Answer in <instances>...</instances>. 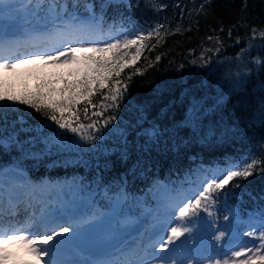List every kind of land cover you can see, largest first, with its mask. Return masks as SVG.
Listing matches in <instances>:
<instances>
[{
    "label": "trees",
    "instance_id": "1",
    "mask_svg": "<svg viewBox=\"0 0 264 264\" xmlns=\"http://www.w3.org/2000/svg\"><path fill=\"white\" fill-rule=\"evenodd\" d=\"M73 2L67 0L69 11L81 17L89 14L86 4L92 5L97 16L103 13L106 37L136 29L147 35L157 25L162 27L159 35L153 32L143 41L140 57L129 62L119 78L109 81L111 87L119 79L122 94L116 102L103 101L118 107H110L102 117H91L100 121L99 131L91 130L100 139L78 146L73 140L79 136L66 132L73 151L43 155L42 143L28 141L38 136L44 118L16 104V111L8 109L6 119L0 118V130L5 137L14 134L24 152L15 144L6 151L0 148V169L19 165L35 185L74 182V190L90 200L88 205L105 215L126 195L119 217L112 213L94 229L110 235L119 226V218H142L154 210L162 190L173 194L192 190L193 182L203 179L202 169L214 171L226 162L252 157L262 162L251 176L238 177L213 194L215 216L207 219L219 230L226 224L250 226L260 221L259 212L264 209V0H118L103 9V0H79L75 9ZM128 51L134 53L136 48ZM44 79L0 81V90L24 95L34 92ZM109 94L105 87L94 92L91 100L99 105L102 95ZM85 103L77 107L82 110ZM92 111L89 106L90 116ZM113 114L116 119L104 127ZM80 116L81 122H90L83 119L82 111ZM20 117L23 124L17 122ZM45 123L53 130L57 127ZM235 184L240 187L234 188Z\"/></svg>",
    "mask_w": 264,
    "mask_h": 264
},
{
    "label": "snow or ice",
    "instance_id": "2",
    "mask_svg": "<svg viewBox=\"0 0 264 264\" xmlns=\"http://www.w3.org/2000/svg\"><path fill=\"white\" fill-rule=\"evenodd\" d=\"M117 2L103 0L101 8ZM78 3L79 0H74L71 7L75 9ZM84 7L89 14L81 17L77 12L69 11L67 0H0V71L15 72L24 65L64 70L53 72L38 83L36 90L31 93L17 96L6 89L0 90V118L6 119L8 109L16 111V104L25 105L44 118L37 128L38 136L28 141L35 143L38 140L42 143L43 155L51 154L53 150L58 153L73 151V146L65 140L66 132L79 136V140H73V144L78 146L81 142L95 143L100 139L91 131H99L97 125L100 121L91 117H102L110 107H118V104H106L103 101L116 102L122 94L120 80L117 79L111 87L108 86L109 81L113 76L119 78L125 66L140 57L143 41L150 38L153 32L159 35L162 27L157 25L147 35L142 29H136L121 30L116 35L106 37L103 33V13L97 16L92 5L86 4ZM114 27L110 26L109 31ZM16 28H23V33L13 34ZM255 31L253 29V33ZM129 36L135 38L129 39ZM133 47L136 51L129 52ZM105 87H108L110 94L102 95L99 105L93 104L91 97L94 92ZM124 87L126 89L127 86ZM5 100L9 103L4 104ZM81 101H86L82 110L77 107ZM89 106L93 109L91 116ZM97 107L102 111H96ZM81 111L83 119L89 123L81 122ZM115 119L114 114L110 115L103 126L107 127ZM45 121L57 127L53 130ZM17 122L23 124V118L20 117ZM45 129H48L46 134ZM12 144L24 152L23 145L15 139L14 134L5 137L0 130V148L6 151ZM261 162L249 157L226 162L222 168L214 171L202 169L203 179L193 182L190 195L181 191L173 194L170 191L163 197V214L154 210L143 220L139 217L119 218V226L113 229L104 244L102 257L89 262L74 259L73 253L82 229L87 230L85 226L94 225L100 217L95 212L78 214L75 206L62 202L54 207L51 201L36 195L37 191L43 193L42 186L28 185L22 179L21 169L13 166L12 171L16 175L7 181L5 170L0 169V264H10L15 255L10 248L16 246L34 257L35 264H41L42 261L43 264H202L194 254L189 255L188 244L190 239H195L193 232L198 225L211 228L214 223L207 219L215 216L212 209L217 201L213 194L238 177L246 179L251 176ZM197 182L199 187H195ZM233 187L239 188L240 185L235 184ZM126 199L125 195L116 201L114 215L119 217L120 204ZM21 202L25 203V212L39 205L38 214L34 210L23 221L17 219ZM5 217L8 218L7 222ZM259 217V229L244 233L253 242L237 240L236 246L215 259L213 264H253L254 260L264 264V209L260 210ZM225 220H228L227 216ZM134 228H143L140 235L146 234L147 239L139 244L125 245L123 231ZM231 229L232 225L226 224L218 235L214 234V239L222 240L226 233L231 236ZM49 242L53 243L49 246Z\"/></svg>",
    "mask_w": 264,
    "mask_h": 264
},
{
    "label": "rangeland",
    "instance_id": "3",
    "mask_svg": "<svg viewBox=\"0 0 264 264\" xmlns=\"http://www.w3.org/2000/svg\"><path fill=\"white\" fill-rule=\"evenodd\" d=\"M15 2V0H14ZM23 33V28H16L13 30V34L15 35H21ZM58 71H64V70H57V69H43L39 68V66L36 65H24L22 68L17 69L15 72H4L0 71V81H9V80H27L29 78H32L34 76L37 77H50L53 72ZM19 169L22 170L23 176L22 179L26 181L28 185H32L30 182V179L26 176L24 173V170L20 167ZM12 168L5 169L6 177L5 180L9 177H14L16 175L15 172L12 171ZM74 182H71L69 184L68 182H61L59 184H52L49 183L46 186H44L43 193L37 191V196H42V198L46 199L47 201L52 202V206H59V204L62 202L63 204H68L75 206L77 213H82L83 215H88L90 213L95 212L98 217H101V212L99 211H90L85 210L84 208L88 206L85 198L79 194V191H75ZM199 187V185L195 186ZM193 190V189H192ZM192 190L188 189L185 191H182L184 194L190 195ZM168 193L167 190H163L162 194L159 196V205L157 208H155V211H158L159 213L163 214L165 209L163 207L164 200L163 197ZM39 210V205H34L33 208H28L27 212H25V203L21 202L20 204V215L17 217L20 221H23L25 216L30 214L32 211ZM153 210V211H154ZM149 211L145 216L140 218L143 220L145 217H147L151 212ZM203 215V214H201ZM106 216H102V219L104 220ZM7 217H5V222H7ZM100 219V218H99ZM99 219L95 223L98 225ZM94 224V225H95ZM87 230L82 229L81 237L78 241V246L75 248L73 258L81 261V262H89L98 258H101L104 254V244L107 241V238L109 235L99 234L98 232L95 233L92 230L93 225L85 226ZM223 228V227H222ZM259 229L258 225H255L254 227L250 226H238L237 224H232L231 229V236L230 234L226 233L225 237L222 240H216L214 239V234H219V229H216L212 224L211 228H209L207 225L200 227L197 226V229L193 232V236L195 239L189 240V255L194 254L198 260L202 261V264H213V261L215 259H219L221 256H224L226 253L230 251L232 247L236 246L237 240L239 241H245L248 243H252V238L244 235L245 232L249 230L257 231ZM143 231V228L139 229H131V230H125L122 233V240L125 245H132V244H139L141 241H144L147 239V235L144 236L140 235V232ZM161 235L163 233H160ZM183 239V238H182ZM53 242H49V246ZM179 243V241L177 242ZM38 246L43 247L44 245L38 244ZM194 250V251H193ZM10 251L13 252L15 255L13 256L12 261H10V264H28V262H31V264H35L34 257L31 255L26 254L24 249L20 246L12 247L10 248ZM161 255H166L165 253H160ZM45 259H48L45 257ZM43 264V261L41 262Z\"/></svg>",
    "mask_w": 264,
    "mask_h": 264
}]
</instances>
